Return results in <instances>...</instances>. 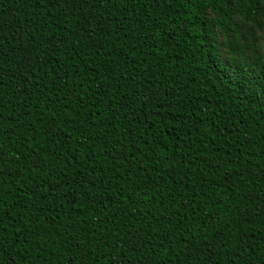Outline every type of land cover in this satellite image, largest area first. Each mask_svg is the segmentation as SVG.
Segmentation results:
<instances>
[{"label": "trees", "instance_id": "obj_1", "mask_svg": "<svg viewBox=\"0 0 264 264\" xmlns=\"http://www.w3.org/2000/svg\"><path fill=\"white\" fill-rule=\"evenodd\" d=\"M0 264H264V0H0Z\"/></svg>", "mask_w": 264, "mask_h": 264}, {"label": "snow or ice", "instance_id": "obj_2", "mask_svg": "<svg viewBox=\"0 0 264 264\" xmlns=\"http://www.w3.org/2000/svg\"><path fill=\"white\" fill-rule=\"evenodd\" d=\"M227 54V53H226Z\"/></svg>", "mask_w": 264, "mask_h": 264}]
</instances>
